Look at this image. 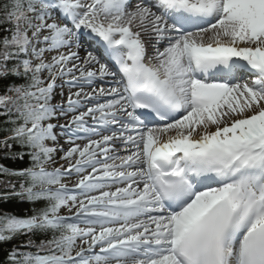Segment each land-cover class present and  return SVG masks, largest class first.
Returning <instances> with one entry per match:
<instances>
[{
  "label": "snow or ice",
  "instance_id": "1",
  "mask_svg": "<svg viewBox=\"0 0 264 264\" xmlns=\"http://www.w3.org/2000/svg\"><path fill=\"white\" fill-rule=\"evenodd\" d=\"M0 89V264H264V0H0Z\"/></svg>",
  "mask_w": 264,
  "mask_h": 264
},
{
  "label": "trees",
  "instance_id": "2",
  "mask_svg": "<svg viewBox=\"0 0 264 264\" xmlns=\"http://www.w3.org/2000/svg\"><path fill=\"white\" fill-rule=\"evenodd\" d=\"M0 91H2V89H0ZM3 119V118H0ZM0 163L6 164L10 167H23L26 166V161L25 162H18V163H14L11 160H5L2 157H0ZM30 207H32L31 205L24 203V204H20L16 201H10L8 204L4 205V204H0V208L3 209H7L9 211H13L16 214L19 215H23L25 213V210L29 209ZM23 239V238H22ZM15 243L14 242H8L6 244H0V249H3L4 251H7L8 249H10L12 247V244ZM2 253H0V259H2Z\"/></svg>",
  "mask_w": 264,
  "mask_h": 264
},
{
  "label": "bare ground",
  "instance_id": "3",
  "mask_svg": "<svg viewBox=\"0 0 264 264\" xmlns=\"http://www.w3.org/2000/svg\"><path fill=\"white\" fill-rule=\"evenodd\" d=\"M81 55H83V52H81ZM111 80V78H106L105 81H101V82H98L99 86H104V87H107L109 86V84L107 82H109ZM64 141L62 140L61 143H63ZM67 144H65L66 146Z\"/></svg>",
  "mask_w": 264,
  "mask_h": 264
},
{
  "label": "rangeland",
  "instance_id": "4",
  "mask_svg": "<svg viewBox=\"0 0 264 264\" xmlns=\"http://www.w3.org/2000/svg\"><path fill=\"white\" fill-rule=\"evenodd\" d=\"M63 122V121H62ZM63 143H65V142H63ZM66 144V143H65ZM65 147H67V145L65 146Z\"/></svg>",
  "mask_w": 264,
  "mask_h": 264
}]
</instances>
